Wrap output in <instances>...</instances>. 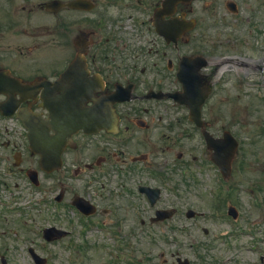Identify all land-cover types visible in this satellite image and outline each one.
<instances>
[{
  "label": "flooded vegetation",
  "instance_id": "obj_1",
  "mask_svg": "<svg viewBox=\"0 0 264 264\" xmlns=\"http://www.w3.org/2000/svg\"><path fill=\"white\" fill-rule=\"evenodd\" d=\"M263 16L264 0H0V209L14 216L15 203L37 199L41 215L67 233L55 242L65 247L78 245L77 216L118 252L134 249L126 240L138 232L166 226L150 220L180 211L172 182L189 177L180 150L190 134L201 177V123L171 96L189 75L215 87L224 66L253 70ZM67 91L87 111L86 131L52 127ZM165 255L170 264L180 257L161 253L159 264H169Z\"/></svg>",
  "mask_w": 264,
  "mask_h": 264
},
{
  "label": "rangeland",
  "instance_id": "obj_2",
  "mask_svg": "<svg viewBox=\"0 0 264 264\" xmlns=\"http://www.w3.org/2000/svg\"><path fill=\"white\" fill-rule=\"evenodd\" d=\"M196 11L200 21L201 5ZM261 45L264 47V38ZM229 54L232 53L224 56L230 57ZM252 57L253 70L247 74L228 66L217 71L214 76L217 83L203 110L213 136L221 137L227 130L239 142L232 176L227 182L210 163L202 138L199 177L197 163L192 161L193 157L198 159V136L190 134L187 147L180 150L184 153L183 161L189 162L185 173L189 177L184 179L185 185L176 175L172 182L174 205L180 206V211L166 226L150 228L152 231L147 229L127 239V244H136L134 249L116 252L107 235L88 236L84 228L80 235V222L75 225L77 231L72 237L74 245H78L47 244L38 231L45 226L44 219L46 225H54L56 221L43 217L35 204V209L29 210L24 218L0 209V213L8 216L7 221H0L8 229L0 238V258L3 256L7 264H34L27 250L31 246L47 264H148L147 260L152 258L158 264L161 252L172 251L188 258L191 264H264V52L254 53ZM224 60L221 57L216 62ZM24 202L19 206L33 204ZM228 205L238 211L237 223L227 216ZM187 209L193 210L195 217L186 218ZM25 219L27 225H23ZM72 220L75 222L76 217ZM166 241L178 242L180 248L164 250L160 244ZM151 244L161 248L155 250ZM165 258L170 264V256Z\"/></svg>",
  "mask_w": 264,
  "mask_h": 264
},
{
  "label": "water",
  "instance_id": "obj_3",
  "mask_svg": "<svg viewBox=\"0 0 264 264\" xmlns=\"http://www.w3.org/2000/svg\"><path fill=\"white\" fill-rule=\"evenodd\" d=\"M177 1V0H175ZM184 87V98L189 101L187 104L191 108V119L196 123L199 124L200 122V106L203 104L205 97L207 96L209 90H205L201 93V91L196 90L194 87L185 85ZM80 116H83V118H78V120L75 122L78 128H84L86 129L85 124V112L79 113ZM82 121V122H81ZM207 143H208V149L213 150L214 154L212 155V160L216 161L218 165L220 166V169L222 173H225V175L229 174V165L231 160L233 159L234 152L236 149V143L233 141V139L229 135H225V139L221 141L212 140L207 137ZM233 213V212H232ZM188 217H192L193 213L188 212ZM32 256L37 264H45V260L40 259L38 256H36L32 251Z\"/></svg>",
  "mask_w": 264,
  "mask_h": 264
}]
</instances>
